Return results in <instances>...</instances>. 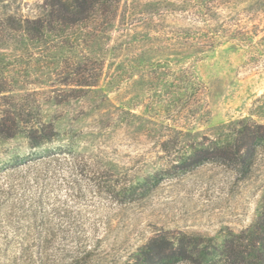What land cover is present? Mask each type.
<instances>
[{
    "label": "rangeland",
    "instance_id": "1",
    "mask_svg": "<svg viewBox=\"0 0 264 264\" xmlns=\"http://www.w3.org/2000/svg\"><path fill=\"white\" fill-rule=\"evenodd\" d=\"M46 1L0 0V264L217 262L264 211V150L207 154L264 125V0H118L40 31Z\"/></svg>",
    "mask_w": 264,
    "mask_h": 264
},
{
    "label": "trees",
    "instance_id": "2",
    "mask_svg": "<svg viewBox=\"0 0 264 264\" xmlns=\"http://www.w3.org/2000/svg\"><path fill=\"white\" fill-rule=\"evenodd\" d=\"M118 5V0H47L44 23H47L48 27L41 21L38 22V27L40 31L45 28L52 31L56 25L81 26L99 14L110 20L115 17ZM220 130L219 137L210 142L212 152H207L210 156L208 160L228 166H241L243 170L253 166L259 150H264V125H258L247 117L232 125L223 126ZM11 134V128L0 131V137L4 136L2 137L4 139L11 138ZM186 134L190 136V132ZM204 145L199 144L201 147ZM31 167L30 163H19L15 168L4 169L2 175L8 180L11 176ZM109 182L111 181L107 180L106 183ZM107 188L111 190L117 188V185H109ZM132 188V184L122 188V203L131 202V197L128 196L131 195ZM217 252H220V259L213 264H264V211L253 228L226 243L221 249H217Z\"/></svg>",
    "mask_w": 264,
    "mask_h": 264
}]
</instances>
